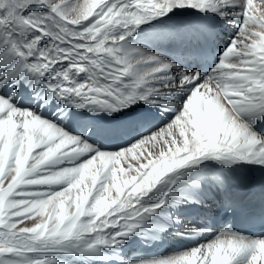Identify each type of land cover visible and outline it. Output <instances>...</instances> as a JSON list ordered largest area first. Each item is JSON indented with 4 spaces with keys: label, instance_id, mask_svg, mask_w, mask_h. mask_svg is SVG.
I'll list each match as a JSON object with an SVG mask.
<instances>
[{
    "label": "snow or ice",
    "instance_id": "6c2138e0",
    "mask_svg": "<svg viewBox=\"0 0 264 264\" xmlns=\"http://www.w3.org/2000/svg\"><path fill=\"white\" fill-rule=\"evenodd\" d=\"M0 264H264V0H0Z\"/></svg>",
    "mask_w": 264,
    "mask_h": 264
},
{
    "label": "bare ground",
    "instance_id": "6f19581e",
    "mask_svg": "<svg viewBox=\"0 0 264 264\" xmlns=\"http://www.w3.org/2000/svg\"><path fill=\"white\" fill-rule=\"evenodd\" d=\"M78 2H79V3H82V0H79ZM165 247H167V246H165Z\"/></svg>",
    "mask_w": 264,
    "mask_h": 264
},
{
    "label": "rangeland",
    "instance_id": "374dc122",
    "mask_svg": "<svg viewBox=\"0 0 264 264\" xmlns=\"http://www.w3.org/2000/svg\"><path fill=\"white\" fill-rule=\"evenodd\" d=\"M79 1V0H78ZM82 3H83V0H82Z\"/></svg>",
    "mask_w": 264,
    "mask_h": 264
}]
</instances>
